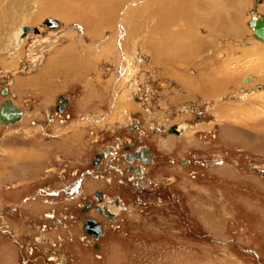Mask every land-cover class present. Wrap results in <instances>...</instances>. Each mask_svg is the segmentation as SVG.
<instances>
[{
  "label": "rangeland",
  "instance_id": "obj_1",
  "mask_svg": "<svg viewBox=\"0 0 264 264\" xmlns=\"http://www.w3.org/2000/svg\"><path fill=\"white\" fill-rule=\"evenodd\" d=\"M122 1L113 22L97 26L99 37L91 40L79 21L37 19V3L20 28L39 33L23 37L20 29L16 51L0 45V103L10 98L23 114L20 123L0 128V264H264V63L252 55L264 56V45L249 25L264 17V0H238L233 11L239 28L228 23L223 33L199 23L222 6L215 0L193 6L173 0L166 13L169 0ZM134 9L153 14L144 40L164 18L172 19L168 31L180 32V39L194 27L196 36L213 38L203 49L178 43L156 58L147 43L120 55L116 33ZM47 18L59 27L48 28ZM80 38L89 54L76 45L62 50ZM215 78L221 84L213 93ZM60 97L70 100L66 112L45 132L33 130L30 122L46 120ZM135 119L162 127V135L172 124L185 132L173 152L153 135L137 142L157 155V164L142 175L125 173L128 164L118 163L116 153L88 173L102 147L130 139L125 124ZM184 160L190 165L180 166ZM97 191L104 205L120 199L122 206L109 212L113 219L94 208L82 212L97 203ZM86 218L101 223L100 241L84 235Z\"/></svg>",
  "mask_w": 264,
  "mask_h": 264
},
{
  "label": "bare ground",
  "instance_id": "obj_2",
  "mask_svg": "<svg viewBox=\"0 0 264 264\" xmlns=\"http://www.w3.org/2000/svg\"><path fill=\"white\" fill-rule=\"evenodd\" d=\"M192 1L186 0V3L187 4L189 3V5L193 6L194 2H196V0H192ZM215 1H218L219 3H221L222 6L219 7L217 12L211 11V12H213V14H211V16L209 15L210 18H208L207 21H202V19H200L199 23L202 26H204L205 29H207V31H209V32L216 31L218 33L219 32L223 33L225 30V26H227L228 23H230V26L233 27V29H235V27H237V26L239 28L238 18H236V12L233 11L235 6L238 5L237 4L238 0H215ZM122 2H123L122 0H43V1L42 0H0V45L5 44L4 47H5L6 52L9 49H13V51L14 50L16 51V49L19 46L18 44H20V41H19V32L21 29L20 27H21V25L28 23L27 20L30 19V15H31L29 13V11L33 9L34 5L38 7L39 4H42L41 10H39L38 14H36L37 19H39L41 16H44V15H52V16L59 17L65 23L72 22V21H79L84 25L85 30H86V34H88V36H89L88 38L91 40L95 36L100 34L96 30L97 26L100 25V27H101V25H103V26L108 25V24L110 25L113 22V19L115 18V15H116L115 13L122 9V8L120 9V7H119L120 3L122 4ZM37 3H38V5H37ZM235 4H237V5H235ZM175 5H173V0H169L168 3L166 2L165 6H164V9H165L164 13L168 12V10L173 8V6H175ZM204 6H206V5L204 4ZM122 7H125V6L122 5ZM205 9L207 10V7H205L203 10H205ZM148 10L149 9H147L146 12H144V13H148L146 15L144 21L138 20L139 18L142 19V15L144 14L143 11L140 12L139 9H136V10L134 9L133 12L131 11L132 12L131 16H133V17H130L128 21L123 23L124 26L122 28L120 27L121 29L119 30L118 33H116V35H118L122 38L119 40V43H120L121 48H122L121 49L122 53L120 55H123L124 52H126L130 49L133 50V48L136 45L142 46L146 43L155 52V54H154L153 51L151 50L152 52L150 53V54L154 55L153 56L154 58H156L158 56L161 57V50H162V55H163V51L168 50L167 48H171V46H173V48H177L178 43H180V44L185 43V45H186V43H188V44H191L192 47H195V49L196 48L203 49L204 46L207 45V42H209L208 41L209 38H211L212 35H214L212 33L208 37L204 38L205 40H203L201 36H196L195 34H193V31H191V29L194 30L195 29V27H194V28H190L188 30V32L185 34V36L180 39L179 38L180 32L179 33L173 32V34H172V33H169V31H168V26H170L173 23L172 19L164 18L161 21V23L159 25L160 27L157 30H151V29L148 30L147 34H149L150 36L148 38H146V40H147L146 41L143 39L144 31L147 30L146 29L147 27L145 28L144 25L147 24L148 21H152V18H153V14ZM191 10H192V8H191ZM220 10H226L228 12L227 15L222 14L220 12ZM232 11L235 13V15L231 19H229L228 15L231 16ZM192 12H193V10H192ZM261 17L262 16H259V17L256 16V19L261 18ZM132 18H133V24L135 23L136 25L131 24ZM256 19H254V20H256ZM52 20H54V19H52ZM54 21L57 22L56 20H54ZM31 24H35V23H31ZM58 27H59V23H58ZM30 28H33V27H30ZM250 28H252V27H250ZM226 30H228V28H226ZM95 31H97V32H95ZM38 32H39V30H38ZM252 32H253L252 35L254 36V29L253 28H252ZM97 37H99V35ZM83 38H84V36H83ZM254 38L258 41H261L260 39H257L255 36H254ZM71 42L72 43L65 46L62 50L63 51L71 50V48L76 45V46L80 47L79 49L81 50V52H83V54H89L88 48L83 43H81V38H80V40L72 39ZM94 42H96V41H94ZM182 47H180V48H182ZM144 48L146 51H147V49H150L148 47H144ZM62 50L57 51L56 54L57 55H58V53L61 54ZM10 51L11 50H9L8 52H10ZM262 51L264 52L263 49H262ZM1 52H3V51H1ZM147 52L149 53V51H147ZM258 54L255 55V53H254L252 55L256 58L255 61L257 63L263 64L264 63V56L258 55ZM173 56H174V54H173ZM64 58H67V57H64ZM71 59L74 60L73 56H71ZM44 70H42V72H44ZM65 70H67V69H65ZM42 72L40 73V75L39 74L38 75L43 76ZM167 73L169 74V76L176 79L178 82H181L180 84H182V86L184 88L187 87L189 89H192V91H193L194 87L196 88V86L193 87V85L186 80L182 79V81H179V80H181V78L176 76L177 73H175V74L171 73V72H167ZM70 74H72V73H70ZM216 74H218V73H216ZM182 75H181V77H182ZM217 78L219 79V76H217ZM213 81L216 84L213 85L214 90H211V91H213V93H216V91H219V89H220L219 87H217V83L219 84V86L221 83L217 82L216 78L213 79ZM201 84H203V83L200 82L199 86ZM194 85H195V83H194ZM258 88H257V90H258ZM200 91H202V90H200ZM12 104L14 106H16L13 102H12ZM218 109L221 110V108H218ZM218 109L216 108L215 111L216 110L219 111ZM20 112L22 113V110H20ZM227 113H228L227 111L222 110V114H223L222 116L223 117ZM22 116H23V114L21 115V119H22ZM21 121L22 120H20L17 123H20ZM15 124L16 123H14L13 125H5V126L6 127L7 126H14ZM93 238L95 240H99L98 238H95V237H93Z\"/></svg>",
  "mask_w": 264,
  "mask_h": 264
},
{
  "label": "flooded vegetation",
  "instance_id": "obj_3",
  "mask_svg": "<svg viewBox=\"0 0 264 264\" xmlns=\"http://www.w3.org/2000/svg\"><path fill=\"white\" fill-rule=\"evenodd\" d=\"M10 99V98H9ZM66 99V98H64ZM4 100H8L7 99H3L0 103V106L2 104V102ZM11 101L13 102V100L11 99ZM67 101V100H66ZM68 102V101H67ZM66 102V103H67ZM66 103L63 105V108H62V111L61 112H57V110L59 109V104L60 102H58V105L57 103L54 105V107H51L50 108V111L49 113H47V117H46V120L40 122V121H32L30 122V125H33L32 129L34 130L35 128H40L39 131L41 132H45V128L51 126V125H54L55 124V120L57 119V116H61L63 114V112L65 113L66 110H67V107H70V100L68 102V104L66 105ZM57 105V106H56ZM132 118V117H131ZM38 123V125H37ZM41 123V124H39ZM17 124V123H16ZM131 123H128V124H125L126 125V131L129 135V138L130 139H125V142H121V146H118V147H112V146H107L106 148H111V153H109L107 156L105 157H101L100 154H102V152L104 153V150L102 147L98 152L97 154L95 155V158L93 159L92 161V167H93V172H91L90 170L87 171L88 173H94V171H97L99 170L102 165H104L106 162L110 161V159H112V155L116 153V156H114L113 158L119 163L120 161L121 162H125L127 163V167L125 168L124 172L125 173H132L133 174H136V171H138V175H142V173L147 169L146 167L148 166H151V165H156L157 164V161H156V152L154 151L153 147H151L150 145L149 146H145L143 147L142 145H138L137 142H140L142 139H145L147 137H150L152 138L151 136L153 135V138L156 139L159 144L158 146L161 147V148H164L166 149L167 151H170V152H173L175 151L174 149L175 148V143L177 142L178 143V139L184 134V130L182 128L179 129V126L176 124V125H168L165 127L164 129V135H162V127L160 128V130H158V126H151L150 124L148 125H142V122L138 119H135V121L130 125ZM127 125H130V126H127ZM38 126V127H37ZM143 126V127H142ZM172 126H175L176 127V131L179 133V135H174V134H170L168 133V129ZM0 128L1 129H5V128H8L6 127L5 125H1L0 123ZM131 128V129H130ZM144 130V136L145 137H142L140 135H137L138 131L139 130ZM36 130V129H35ZM149 131V133H148ZM133 138H134V141H133ZM118 150V153L116 152ZM103 150V151H102ZM145 150H149L151 152V157L149 160H146V159H143V158H140L139 154L143 153ZM145 154L147 155V152H145ZM90 161V162H91ZM95 163H98V166L96 167L95 166ZM112 164L113 167H115L117 165V163L115 161H111L110 162ZM189 163L190 165V160H184L182 162H179V165L180 166H184V165H187ZM182 164V165H181ZM112 169V168H110ZM117 173L119 174H122L123 172H119L117 171ZM123 175V174H122ZM132 175H129V177H131ZM99 193H96L95 192V197L97 198V203H87L85 205V207L82 209V212L86 213V212H89L92 208H94L97 212V214H100V215H104L105 211H104V208L106 207V211L107 212H111V213H115L116 210H118L122 205H121V202H120V199L118 204L115 205L114 203H110L108 202L106 205H104V195L101 191H97ZM99 196H100V199H99ZM85 210V211H84ZM85 221L81 222L80 224V227L83 229L84 231V224L86 221L88 220H94L96 221L95 219L93 218H86L84 219ZM97 222V221H96ZM102 228V236H104L105 232H104V229L101 225L100 222H98ZM84 235H86V237H88L89 240H93V241H100V240H95L92 236H90L86 231H84ZM99 237L98 239H101L102 238Z\"/></svg>",
  "mask_w": 264,
  "mask_h": 264
},
{
  "label": "water",
  "instance_id": "obj_4",
  "mask_svg": "<svg viewBox=\"0 0 264 264\" xmlns=\"http://www.w3.org/2000/svg\"><path fill=\"white\" fill-rule=\"evenodd\" d=\"M45 25L49 28L56 29L58 27V23L54 20L47 18L44 21ZM250 27L254 29V36L257 39H260L262 43L264 44V17L258 18L254 21L250 22ZM22 36L24 37L28 32H32L34 34H38V30L36 28H28L26 26L22 27ZM250 81V78H246L245 82L248 83ZM2 95L4 97L8 96L7 90L4 89V92H2ZM66 99L63 97H60V106L57 112H61L63 105L66 103ZM22 113L20 110L12 104L10 100H4L0 106V123L1 125H13L14 123H17L21 120ZM131 129V128H130ZM168 133L179 135V133L176 131V127L172 126L168 129ZM111 148H105L104 153L100 154L101 157L107 156L109 153H111ZM147 152V155L145 154ZM151 152L149 150H145L143 153L139 154L140 158L149 160L151 157ZM95 166H98V163H95ZM136 174H139L138 171H136ZM99 193V192H96ZM100 199V196H99ZM117 204V202H116ZM85 211V210H84ZM105 215L108 216V219H113V215L106 211V207L104 208ZM84 231H86L90 236L99 238L102 236V228L100 224L94 220H88L84 224ZM95 248H97V245H95Z\"/></svg>",
  "mask_w": 264,
  "mask_h": 264
}]
</instances>
